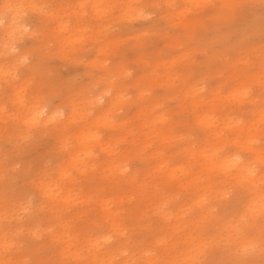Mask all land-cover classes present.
I'll return each mask as SVG.
<instances>
[{"label": "snow or ice", "instance_id": "snow-or-ice-1", "mask_svg": "<svg viewBox=\"0 0 264 264\" xmlns=\"http://www.w3.org/2000/svg\"><path fill=\"white\" fill-rule=\"evenodd\" d=\"M5 8L0 264L264 260V0Z\"/></svg>", "mask_w": 264, "mask_h": 264}, {"label": "clouds", "instance_id": "clouds-1", "mask_svg": "<svg viewBox=\"0 0 264 264\" xmlns=\"http://www.w3.org/2000/svg\"><path fill=\"white\" fill-rule=\"evenodd\" d=\"M5 12H7V9H0V15H3ZM260 13L258 9H249L247 11V19H248V23L244 24L241 26L242 29H249L253 26L258 28L259 25V21H258V17H259ZM255 20V23L253 25V21ZM78 72H83V69H76V68H68V69H64L63 70V75L65 76H73L76 75ZM253 264H264V260H261L259 257H257L254 261Z\"/></svg>", "mask_w": 264, "mask_h": 264}, {"label": "rangeland", "instance_id": "rangeland-1", "mask_svg": "<svg viewBox=\"0 0 264 264\" xmlns=\"http://www.w3.org/2000/svg\"><path fill=\"white\" fill-rule=\"evenodd\" d=\"M179 2H183V0H179Z\"/></svg>", "mask_w": 264, "mask_h": 264}]
</instances>
